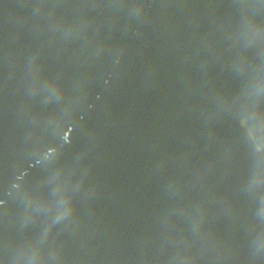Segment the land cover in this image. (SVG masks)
I'll list each match as a JSON object with an SVG mask.
<instances>
[{
	"label": "water",
	"instance_id": "1",
	"mask_svg": "<svg viewBox=\"0 0 264 264\" xmlns=\"http://www.w3.org/2000/svg\"><path fill=\"white\" fill-rule=\"evenodd\" d=\"M143 1L0 0V201L4 202L0 228L6 225L17 237L7 254L11 264H28L32 253L21 256L19 246L35 226L41 229L39 264H135L147 249L146 255H152L156 264H174L171 252L161 247L169 240L160 241V236H153L155 227H147L153 214L143 202L148 191L171 186L144 185L147 178L166 174L186 148L175 139L154 140L156 134H150L151 122L169 107L153 106L147 118H138L119 132L116 122L121 124L127 115L122 106L113 112L121 84L111 99L124 53L123 31L132 14L140 19L143 10L138 6ZM149 5L144 10H150ZM49 75L61 85L59 93L46 86ZM112 100L107 119L116 121L115 130L99 126ZM45 182L62 184L65 194L42 205L31 204L29 189ZM93 183L117 190L121 202L103 224L102 234L84 241L76 229L85 205L87 211L95 205L87 194ZM169 193L155 202L159 211L181 195ZM60 199L67 201L66 208L59 207ZM64 211L71 214L45 236L44 230ZM28 216L35 219V226L25 223Z\"/></svg>",
	"mask_w": 264,
	"mask_h": 264
},
{
	"label": "snow or ice",
	"instance_id": "2",
	"mask_svg": "<svg viewBox=\"0 0 264 264\" xmlns=\"http://www.w3.org/2000/svg\"><path fill=\"white\" fill-rule=\"evenodd\" d=\"M139 2V0H137ZM257 5L259 9H257ZM257 9L255 13L248 12L249 9ZM229 10L230 23L232 26V37L234 39L221 40L218 46L222 49L226 63L216 65L221 91L216 96L217 111L222 116H227L237 138L243 142L247 157L250 160L245 172L243 186L229 196L241 207L246 203L245 195L253 188L264 189V151L261 148L249 149L256 144L257 138L264 140V59L253 60L255 49L264 47V0H234ZM244 10V11H238ZM42 69H37V75ZM46 86L51 87L59 93L61 85L55 77L47 76ZM259 160V164L254 161ZM32 195L31 204L42 205L46 201L56 200L63 197L64 186L58 184L50 186L34 185L29 189ZM3 201H0V215H2ZM58 205L66 208L67 201L60 199ZM204 203L197 201L195 210L203 213ZM71 213L64 211L57 217L55 224L44 230L46 236L55 225L63 221ZM203 216L197 220V226L202 222ZM27 225H36L32 216L25 218ZM219 236L221 239H234L236 233L231 232L222 221ZM17 237L10 233L6 227L0 228V264H11L8 260L9 249L16 245ZM25 251H31L28 264H39L41 248V229L35 226L30 234L24 237V243L19 246L22 256Z\"/></svg>",
	"mask_w": 264,
	"mask_h": 264
},
{
	"label": "bare ground",
	"instance_id": "3",
	"mask_svg": "<svg viewBox=\"0 0 264 264\" xmlns=\"http://www.w3.org/2000/svg\"><path fill=\"white\" fill-rule=\"evenodd\" d=\"M163 86H164V88H167L168 84L167 83H163Z\"/></svg>",
	"mask_w": 264,
	"mask_h": 264
}]
</instances>
